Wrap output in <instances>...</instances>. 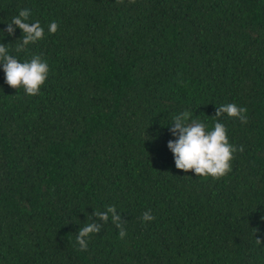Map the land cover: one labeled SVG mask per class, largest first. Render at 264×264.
Segmentation results:
<instances>
[{
  "label": "trees",
  "instance_id": "obj_1",
  "mask_svg": "<svg viewBox=\"0 0 264 264\" xmlns=\"http://www.w3.org/2000/svg\"><path fill=\"white\" fill-rule=\"evenodd\" d=\"M23 8L44 38L17 52ZM0 43L49 65L28 96L0 64V264H264V0H0ZM227 103L231 171L177 169L173 117ZM110 205L126 236L110 217L79 250Z\"/></svg>",
  "mask_w": 264,
  "mask_h": 264
},
{
  "label": "clouds",
  "instance_id": "obj_2",
  "mask_svg": "<svg viewBox=\"0 0 264 264\" xmlns=\"http://www.w3.org/2000/svg\"><path fill=\"white\" fill-rule=\"evenodd\" d=\"M123 2L124 0H117V3ZM128 2L134 3L135 0ZM30 16L31 10L23 8L7 23L6 31L9 35L15 32L13 25L22 30V37L17 40L19 41L17 52L44 38V28L39 21L29 23ZM58 27L55 21L51 22L48 26L49 33L55 34ZM7 45L0 43V64L3 65L5 82L17 91L22 88L28 96L38 95L49 75L48 63L40 55H33L29 60L21 62L9 54ZM246 113V107L237 106L235 103L222 104L217 107L213 116L214 125L211 130L204 122L193 118L188 111L175 115L170 131L177 138L174 141L170 140L167 145L174 156L175 167L184 172L191 170L203 178L220 179L226 176L231 171L234 154L237 151L243 152V146L237 148L229 142L227 128L220 121L226 115L229 119H238L246 124L248 122ZM92 216L97 217L99 222H94ZM110 217L112 223L119 229V238L123 239L126 236L123 220L115 206H107L104 211L94 209L91 221L80 227L76 235L79 250H87L90 235L98 234L102 224L107 223ZM141 219L143 222H151L155 217L148 210L142 214ZM257 243L261 241L257 239Z\"/></svg>",
  "mask_w": 264,
  "mask_h": 264
}]
</instances>
